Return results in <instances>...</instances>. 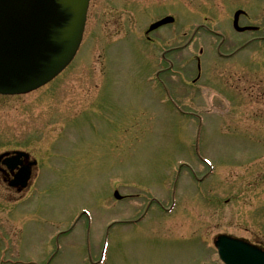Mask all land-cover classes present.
Wrapping results in <instances>:
<instances>
[{"label": "rangeland", "instance_id": "obj_1", "mask_svg": "<svg viewBox=\"0 0 264 264\" xmlns=\"http://www.w3.org/2000/svg\"><path fill=\"white\" fill-rule=\"evenodd\" d=\"M238 10L261 31L236 33ZM194 32L171 73L162 47ZM259 37L264 0H91L75 63L0 97V156L28 152L41 173L24 195L0 179V264H221L219 235L264 244V42L216 54Z\"/></svg>", "mask_w": 264, "mask_h": 264}, {"label": "water", "instance_id": "obj_2", "mask_svg": "<svg viewBox=\"0 0 264 264\" xmlns=\"http://www.w3.org/2000/svg\"><path fill=\"white\" fill-rule=\"evenodd\" d=\"M89 4L90 0H0V95L35 91L69 66L83 39ZM242 14L235 16V29L256 30L239 27ZM173 22L167 18L150 31ZM9 156H1L0 162ZM16 156L9 163L29 159L22 153ZM32 166L18 175L21 187L26 186ZM216 247L225 264H264V252L244 241L222 236Z\"/></svg>", "mask_w": 264, "mask_h": 264}, {"label": "flooded vegetation", "instance_id": "obj_3", "mask_svg": "<svg viewBox=\"0 0 264 264\" xmlns=\"http://www.w3.org/2000/svg\"><path fill=\"white\" fill-rule=\"evenodd\" d=\"M148 40L151 44H153L152 42V39L150 37H148ZM189 48V45L186 46L185 48L183 49H188ZM220 50V49H219ZM245 50V49H244ZM182 51V49H180V47L178 48H175V47H172L169 51H168V63H169V67L168 69H174L177 66V62L176 60L174 59L175 55L179 54L180 52ZM243 51V50H242ZM239 48H235L233 51H230V52H226V53H221L219 51V57L222 58V60H236L238 59L240 53L242 52ZM200 54H203V51H200ZM195 60L197 62V69H198V76L199 78L202 76L203 74V64L204 62H202L198 57H195ZM205 66H206V63H205ZM179 68V67H178ZM28 165L27 162L23 161V163L18 167L12 171L11 169H8L7 167L3 166V165H0V179L2 180V182L7 186L8 190L12 193H15L16 192V189H13L11 188L9 185L10 183L13 181V179L15 178V176L19 173V170L22 168V167H26ZM17 193V192H16ZM230 201V200H229ZM254 243V242H253ZM255 245H257L258 247L264 249V244L263 242L262 243H256L255 242Z\"/></svg>", "mask_w": 264, "mask_h": 264}]
</instances>
